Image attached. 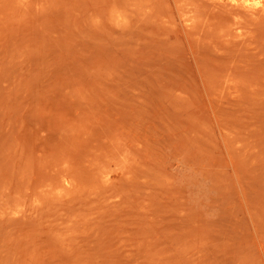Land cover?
I'll list each match as a JSON object with an SVG mask.
<instances>
[{
    "label": "rangeland",
    "instance_id": "rangeland-1",
    "mask_svg": "<svg viewBox=\"0 0 264 264\" xmlns=\"http://www.w3.org/2000/svg\"><path fill=\"white\" fill-rule=\"evenodd\" d=\"M0 264H264V13L0 0Z\"/></svg>",
    "mask_w": 264,
    "mask_h": 264
},
{
    "label": "bare ground",
    "instance_id": "bare-ground-1",
    "mask_svg": "<svg viewBox=\"0 0 264 264\" xmlns=\"http://www.w3.org/2000/svg\"><path fill=\"white\" fill-rule=\"evenodd\" d=\"M215 1H218V2L225 4V5L230 4L233 8L240 9V10L242 9V10H245L247 12H254V13L262 12V13H264V0H261L257 3H251V1L249 2V1H240V0H238V1L215 0ZM255 16H257V15H255Z\"/></svg>",
    "mask_w": 264,
    "mask_h": 264
}]
</instances>
